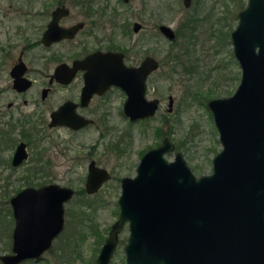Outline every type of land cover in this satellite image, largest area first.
I'll return each instance as SVG.
<instances>
[{
  "label": "flooded vegetation",
  "instance_id": "obj_1",
  "mask_svg": "<svg viewBox=\"0 0 264 264\" xmlns=\"http://www.w3.org/2000/svg\"><path fill=\"white\" fill-rule=\"evenodd\" d=\"M208 1L189 0L186 3L185 0H139L136 9H133L121 6L130 3L131 0H0V177H6V183L1 184L0 189L10 185L11 177L21 167L23 179L26 181V184L17 191L12 190L13 193L4 201V208L0 206V214H3L0 218L4 223L1 230L7 240L6 245L0 247V254L14 252L16 216L11 198L26 187L39 188L47 184L64 185L57 182L51 175H57V168L62 164L57 160L58 155H67L74 149L71 142L63 138L61 134V131H66L72 137L70 140L76 142L79 150L85 149V154L80 152L69 157L72 162L69 171L76 172L77 166L84 165L86 175L84 187L76 189L65 185L71 187L74 193L64 202L62 229L51 238L49 246L38 257H27L15 264H37L38 262L51 264L48 259L51 253L56 254L55 264L71 263L70 259L61 260L60 256H57L58 250L62 249L58 243L67 239L63 235L68 223L74 224V230L69 234L68 239L74 236L72 242L75 246L78 237L85 236V232L80 231L83 229L81 225L84 219L81 213L83 214L84 211H78V216L75 211L73 221L69 222V219L66 221V214L68 215L66 203L73 201L75 196H79L78 192H83V196L93 194L89 193L85 187L89 167L93 163L95 166L107 169L93 155L101 141L104 142L110 134V129L119 127L116 121L124 119L128 124L133 125L153 118L158 113L161 98L147 95L151 78L159 73L157 71L162 66L161 60L155 56L158 38L162 36L170 43L168 52L170 61L176 63L173 62L168 67L170 66V71L176 70L181 63L175 59L178 53L188 58L189 52L177 48V37L195 29V22ZM217 1L212 0L209 14L216 12L214 9L217 8ZM232 1L236 2V0ZM178 14L180 17L174 26L173 21ZM161 25L169 26L174 32V37L167 36L162 31ZM70 27H74L72 34H61L63 30L61 28ZM106 52L121 53V60L125 66H139L148 56L157 60V67L153 68L146 77V97H157L160 101L153 116L131 119L125 113L124 107L128 94L122 84L108 80L110 69L116 66L111 60L102 56V53ZM236 62L240 66L237 60ZM234 91L229 95H232ZM170 95H168V102ZM172 98L174 104V97ZM59 109L58 116L53 119V113ZM172 110L169 111L168 107L166 109L167 112ZM78 120H85V122L75 125L68 122ZM91 129L98 130V140L95 143L85 144L78 140L79 134L92 131ZM165 136L170 138L169 135L163 134L161 142ZM218 139L220 141L219 132ZM173 143L174 151L179 150L176 143L174 141ZM105 144L104 150L108 152L111 150L121 156L131 152V145L129 146L123 137H119L114 142L108 139ZM222 147L221 143L218 151ZM148 149L139 152V159L134 165V174H125L122 177L136 174L139 160ZM174 151H172L173 155ZM107 170L111 177V171ZM47 176H50L49 179L41 181ZM122 177H120V187ZM35 179L40 181L33 183ZM77 201L85 205L88 199ZM40 206V203L30 202L26 209L27 233L30 235L44 236L45 234L41 226ZM119 212L120 208L118 216ZM128 222L127 220L119 231L117 244L119 234L125 225L129 235ZM113 223L104 231L97 226L89 227V232L94 235V238H96L93 233L94 228L102 231L104 239L101 246L108 237ZM75 249L76 247L72 251ZM97 256L95 259L93 254L87 263L94 264L95 260L97 262ZM0 264H3L1 260Z\"/></svg>",
  "mask_w": 264,
  "mask_h": 264
},
{
  "label": "water",
  "instance_id": "obj_2",
  "mask_svg": "<svg viewBox=\"0 0 264 264\" xmlns=\"http://www.w3.org/2000/svg\"><path fill=\"white\" fill-rule=\"evenodd\" d=\"M237 17L230 38L241 67L240 82L232 95L206 102L223 145L212 158V171L196 175L168 136L149 148L136 174L121 179L119 216L101 246L98 264H109L127 220L126 264H264V0H248ZM61 29V34H72L74 27ZM161 29L174 37L169 26ZM102 56L116 66L108 80L127 91L125 113L131 119L153 116L160 101L147 98L145 91L146 77L157 60L148 56L139 66H125L121 53ZM172 104L170 95L169 111ZM169 151H174L173 159L165 157ZM109 177L107 169L91 163L86 190L96 192ZM73 193L60 184L16 193L11 198L16 216L14 252L0 254L2 263L38 257L62 229L64 202ZM30 202L41 204L44 236L27 233Z\"/></svg>",
  "mask_w": 264,
  "mask_h": 264
},
{
  "label": "rangeland",
  "instance_id": "obj_3",
  "mask_svg": "<svg viewBox=\"0 0 264 264\" xmlns=\"http://www.w3.org/2000/svg\"><path fill=\"white\" fill-rule=\"evenodd\" d=\"M138 1L131 0L130 3L121 6L136 9ZM246 1L218 0L216 3L217 8L214 9L216 12L213 11L215 13L209 14L208 11H210V4L212 3V0H209L195 22V29L191 30V32L186 31L177 37V48L189 52L185 64L177 63L178 68L176 67L174 71H170V66L168 67L171 63H176L175 61H170L168 53L170 43L162 36H159L158 49L155 56L161 60L162 66L157 71L160 74L158 73L151 78L147 94L149 97L159 96L161 98L159 111L155 117L133 125L128 124L124 119L119 122L116 121L119 127L110 129V134L105 138L104 142L101 141L100 146L95 150L93 157L102 166L109 169L112 176L95 193L86 194V196H75L73 201L66 203V213L68 210L66 221L68 219L69 222L73 221L72 217H74L75 211L77 216L78 211H85L81 216L84 219V223L81 225L83 229L80 230L82 233L85 232V239H82L84 237H78L75 246L72 242L74 236L68 239L69 234L74 230V224L68 223L63 235L67 239H64L62 243H58L62 246V249L58 250L57 254L61 260L70 259V264H88L87 262L93 254L96 259L101 243L97 244L95 242L94 235L89 232V227L92 225L97 226L98 229L104 231L117 218L119 210L117 201L121 191L120 177L125 174L133 175L135 171L134 165L139 159V152L145 151L161 142L162 137H156V134H154L156 126L161 127L162 135H169L175 143L180 140L184 141V145L177 149L183 152L188 165L195 174L211 172L212 157L221 148L218 131L214 125L211 112L206 106V100H204L205 102L192 101L190 97L183 93L192 94V92L197 91L199 93H208L209 98H212L229 95L235 90L240 79L241 68L233 55L230 31L237 24V11L242 6H245ZM179 17V14L176 15V19L173 21L174 26L177 24ZM218 17L222 18L223 24L225 22L224 25L217 20ZM221 27L223 32L225 31L228 34H223L224 37L220 40L217 37L220 31H217V29ZM186 66L189 69H186ZM169 94L174 97L172 112L166 111ZM28 108L30 109L31 107ZM166 114L169 117V123L166 121ZM169 129L171 130L170 133H168ZM91 130L79 134L78 140L83 141L85 144L95 143L98 140V130ZM61 134L63 138L71 142L74 149L70 150L67 155H58L57 160L61 161L62 164L57 168V175L51 176L61 184L69 185L76 189L82 188L86 177L84 165L77 166L78 171L76 172L69 171L72 167L69 157L80 152L85 154V149L84 151L79 150L76 147V142L70 140L72 137L68 132L61 131ZM119 137H123L124 141L128 142L129 146L131 145L130 153L121 156L111 150L109 152L104 150L105 142H108V139L114 142ZM165 156L168 159L174 157L172 151L167 152ZM29 163L30 160L28 161ZM21 168H18L11 177L10 185L0 189V206L2 208L5 207L3 205L5 199L26 184ZM49 177L42 178L41 181L49 179ZM38 181L40 179H35L33 183H38ZM4 183H6V177H0V185ZM6 189H9V191H6ZM79 199H93L94 206L81 205L77 201ZM2 215L1 213L0 217ZM3 225L4 223L1 222L0 218V239H2L0 240V247L6 245L7 242L1 230ZM127 236L128 228L125 225V228L119 234V241L110 264H126L123 247ZM75 247L76 249L72 251ZM55 258L56 254L54 253L48 255L51 264H55ZM37 264L45 263L38 262ZM94 264H97L96 260Z\"/></svg>",
  "mask_w": 264,
  "mask_h": 264
},
{
  "label": "trees",
  "instance_id": "obj_4",
  "mask_svg": "<svg viewBox=\"0 0 264 264\" xmlns=\"http://www.w3.org/2000/svg\"><path fill=\"white\" fill-rule=\"evenodd\" d=\"M222 18L221 17H218V21L219 22H221L222 24H223V21L221 20ZM224 24H225V22H224ZM223 24V25H224ZM222 25V26H223ZM221 30H222V32H221ZM217 31H220L217 35V37L221 40V38H223L224 37V35H226V33L227 32H223V29H222V27L221 28H219V29H217ZM224 34V35H223ZM228 34V33H227ZM186 56V55H185ZM177 58V60L178 61H181V63L182 64H185V60H186V58L184 57V56H182V54L181 53H178V55L176 56ZM186 69H189L187 66H186ZM184 95H186V96H188V97H190L191 98V100L192 101H204V100H208L209 99V94L208 93H199V92H197V91H194V92H192V94H187V93H183ZM205 102V101H204ZM166 117H167V119H166V121L169 123V117L166 115ZM155 134H156V137H162V133H163V131H162V129H161V127H159V126H156L155 127ZM171 132V130L169 129L168 130V133H170ZM184 145V141H182V140H180V141H177V143H176V147L177 148H181L182 146ZM78 194L79 195H83L84 193L83 192H78ZM93 200V199H92ZM85 206H94V201H91V200H88L86 203H85ZM85 212V211H84ZM81 215H82V213H81ZM93 233L96 235V238H95V242L97 243V244H100L102 241H103V239H104V235H103V233H102V231H100V230H98V229H96V228H94L93 229Z\"/></svg>",
  "mask_w": 264,
  "mask_h": 264
}]
</instances>
